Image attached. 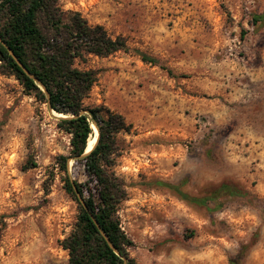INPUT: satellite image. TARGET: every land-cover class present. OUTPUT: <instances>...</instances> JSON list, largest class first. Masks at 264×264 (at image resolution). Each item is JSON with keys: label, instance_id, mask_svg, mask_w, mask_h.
I'll list each match as a JSON object with an SVG mask.
<instances>
[{"label": "rangeland", "instance_id": "obj_1", "mask_svg": "<svg viewBox=\"0 0 264 264\" xmlns=\"http://www.w3.org/2000/svg\"><path fill=\"white\" fill-rule=\"evenodd\" d=\"M59 3L128 46L75 65L97 71L84 105L131 124L117 133L114 165L126 189L117 214L134 242L130 256L137 264H264V0ZM58 116L0 74V264L68 261L61 242L78 204L56 164L70 150ZM68 170L84 178L72 160ZM158 181L197 197L223 183L240 191L200 205Z\"/></svg>", "mask_w": 264, "mask_h": 264}, {"label": "trees", "instance_id": "obj_2", "mask_svg": "<svg viewBox=\"0 0 264 264\" xmlns=\"http://www.w3.org/2000/svg\"><path fill=\"white\" fill-rule=\"evenodd\" d=\"M120 50H128L122 36L112 37L102 25H90L79 12H65L59 0H0V74L14 76L27 94L62 114L57 126L69 134V154L59 155L56 162L64 190L78 204L77 221L61 242L68 252L66 264H137L128 251L134 242L121 228L117 214L126 189L114 170L119 155L117 133L128 131L131 124L103 105H84L97 71L75 65L85 54L106 57ZM137 53L142 61L159 64L156 58ZM92 123L98 137L85 153ZM69 160L79 164L83 179L69 172ZM157 184L200 205L215 202L217 195L240 191L223 183L209 195L197 197L178 185Z\"/></svg>", "mask_w": 264, "mask_h": 264}, {"label": "bare ground", "instance_id": "obj_3", "mask_svg": "<svg viewBox=\"0 0 264 264\" xmlns=\"http://www.w3.org/2000/svg\"><path fill=\"white\" fill-rule=\"evenodd\" d=\"M58 115L61 116L62 114H58ZM91 126L93 127V129L95 131V134H94V136H91L90 139L88 140V145H87V149H86L87 151L90 150L93 147V145L96 142V136H97V128H96V126H94L93 124H91Z\"/></svg>", "mask_w": 264, "mask_h": 264}, {"label": "water", "instance_id": "obj_4", "mask_svg": "<svg viewBox=\"0 0 264 264\" xmlns=\"http://www.w3.org/2000/svg\"><path fill=\"white\" fill-rule=\"evenodd\" d=\"M19 62V61H18ZM19 64H21L20 62H19ZM22 66V65H21ZM93 124V123H92ZM94 126H95V124H93ZM97 128V127H96ZM97 137H98V130H97V136H96V140H97ZM89 151V150H88ZM87 150L85 151V153H87L88 152ZM79 198V200H80V202L82 203V200L80 199V197H78ZM109 242V241H108ZM111 245V247L114 249V250H116L115 248H114V246L112 245V244H110Z\"/></svg>", "mask_w": 264, "mask_h": 264}]
</instances>
